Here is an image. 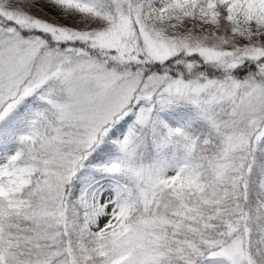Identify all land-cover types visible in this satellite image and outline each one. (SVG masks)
<instances>
[{
	"label": "snow or ice",
	"instance_id": "1",
	"mask_svg": "<svg viewBox=\"0 0 264 264\" xmlns=\"http://www.w3.org/2000/svg\"><path fill=\"white\" fill-rule=\"evenodd\" d=\"M0 264H264V0H0Z\"/></svg>",
	"mask_w": 264,
	"mask_h": 264
}]
</instances>
